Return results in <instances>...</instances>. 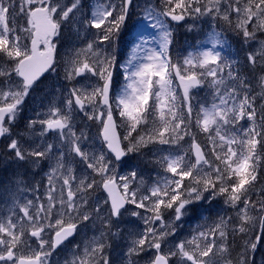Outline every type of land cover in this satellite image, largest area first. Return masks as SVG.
Masks as SVG:
<instances>
[{
    "label": "snow or ice",
    "instance_id": "1",
    "mask_svg": "<svg viewBox=\"0 0 264 264\" xmlns=\"http://www.w3.org/2000/svg\"><path fill=\"white\" fill-rule=\"evenodd\" d=\"M134 7L136 0H95L89 14L84 0H0L3 155L17 169L48 162L43 183L14 172L0 193V264H59L52 258L63 247L71 253L63 264H117L119 239L127 241L120 264L148 253L146 264H256L264 240V0H146L141 17L155 30V46L136 43L120 63L116 47ZM204 18L206 41L173 58L174 24L192 31L187 20ZM221 23L247 46L243 63L222 55ZM65 33L64 79L76 83L62 103L41 98L43 110L14 135L26 98L44 73L57 71ZM78 112L99 125V146L77 130ZM144 149L160 169L156 178L120 175L124 158ZM218 198L234 217L217 214L165 250L178 222L205 204L210 212ZM126 215L134 219L125 232ZM257 222L262 232L252 239ZM89 226L92 236L85 231L78 241ZM237 238L243 243L233 256Z\"/></svg>",
    "mask_w": 264,
    "mask_h": 264
},
{
    "label": "rangeland",
    "instance_id": "2",
    "mask_svg": "<svg viewBox=\"0 0 264 264\" xmlns=\"http://www.w3.org/2000/svg\"><path fill=\"white\" fill-rule=\"evenodd\" d=\"M84 2L88 5L87 11L91 12V6L95 3V0H84ZM118 2V0H117ZM148 2L156 3L155 0H148ZM146 0H136V4L139 7H134L132 10V14L126 21V27L122 30L121 36L118 40L116 47V55L120 61V63H124L127 57L130 54V49L141 41H146L145 47L151 48L154 47L153 39L155 30L151 27H147V22L144 21L141 17V9L144 7ZM187 24H195L196 26L192 31H188L185 24L182 23L179 26H174L175 33L177 35V47L179 49L172 56L175 58L177 55L184 53L186 50H191L193 45H201L202 42H205L207 39V34L211 30V22L210 18H204L200 20L193 21L192 19L187 20ZM226 25L223 23L220 24L218 29H224ZM233 39L238 40L235 33L231 32ZM87 41H84L86 43ZM72 43L76 47L82 46L81 42L75 40L73 38ZM58 44V56H57V71L55 73L49 72L47 76L39 82V87L36 91H34L30 97L26 98V103L23 105V110L17 118L16 123L12 126V132L14 135H18L20 133H25V125L27 123L28 118H35V114L37 111H42V106L40 104V99L48 96L49 99H55L57 102H63V99L67 96L68 89H70L73 83H69L64 79V60L67 58L66 53L69 49V42L67 38V33H65L64 38L57 41ZM206 46L211 47V44H207ZM176 47V49H177ZM244 50H248L247 46L243 45ZM219 50V49H218ZM247 52V51H246ZM235 54V52H234ZM222 55L231 56L228 46H226L222 50ZM238 56L235 57L237 60ZM79 80V78H77ZM83 83V81H80ZM199 96L201 99L207 98L209 101L211 97L208 96L207 90H198ZM50 94V95H49ZM47 103V101H45ZM78 111V110H77ZM91 111V109H89ZM117 121L119 122V118L117 117ZM76 128L79 131L83 129L85 133L89 136L88 144H91L95 141L96 145H100V140L97 139L99 133V125L87 121L86 118H83V114L79 113L76 116ZM121 137L126 134V130L123 127L118 128ZM198 139L201 143H206V138L202 135L198 136ZM48 142H55V138L53 135H49L47 137ZM8 141L3 138L0 142V154H4L6 152V144ZM127 142H125V145ZM67 150V149H65ZM4 156V155H3ZM5 157V156H4ZM152 153L148 149L142 150V153H132L127 156L125 161V165L122 167H118L117 171L120 175H126L128 172L135 170L137 171L145 181L151 183L153 179L156 178V173L160 171V169L154 165ZM4 164L0 168V193L3 192L5 187L9 186V181L13 179V173L19 172L21 176L24 178L26 183L35 185L37 182H44L45 173L48 171V162H42L41 166L36 169H32L30 167H24L17 169L15 165L9 163L6 167V171H4V166L7 163V158H4ZM264 182V180L262 181ZM43 191V190H41ZM104 195V194H103ZM25 198H32V193L26 192L24 193ZM0 207H3L2 203H0ZM204 208H207V205H204ZM202 208L198 214H189L185 216L181 222H178L179 226L177 227V233L175 237H170V243L166 246H171V242H178L181 239L190 238L193 234L194 230H196L200 225L205 224V222L210 223L212 220L216 219L217 214L225 215V216H235V213L232 212L231 209L226 208L223 205L221 199H217L214 203L212 210L205 211ZM130 218L127 215L124 218V223H122L121 228L125 230L131 229L133 227L128 221ZM135 224L140 228H143L142 223L139 220L135 221ZM259 222L256 223L254 227H251V230L248 233V236L252 239L253 234H257V230L259 229ZM257 229V230H256ZM87 231L88 237H91L93 232L91 230V226H89V230H81V235L77 236V240H81L84 232ZM119 245V250L116 253H112L113 257L116 258L117 264H120V256L124 250H126V239H119L116 241ZM243 241L241 240V244ZM258 250V249H257ZM111 252V249H109ZM263 251H256L254 253V259L256 264H264V255ZM151 253L147 255L142 254L140 258H138V264H146ZM71 258V253L69 251V247H63L58 251L57 255H55L52 259L53 261L59 260V264H63L65 258ZM172 264H175V260H173Z\"/></svg>",
    "mask_w": 264,
    "mask_h": 264
},
{
    "label": "trees",
    "instance_id": "3",
    "mask_svg": "<svg viewBox=\"0 0 264 264\" xmlns=\"http://www.w3.org/2000/svg\"><path fill=\"white\" fill-rule=\"evenodd\" d=\"M224 32V36L227 35L230 37V41H231V45L236 46V51H235V57L238 56L237 60H239L241 63H243L244 58H245V54H246V50H244L243 45L241 43L240 38L238 40H233L231 38V31L228 30L227 28L223 29ZM227 39V38H226ZM255 86V85H254ZM264 180V170H262L261 172V181ZM257 230V229H256ZM262 229L261 226H259V229L257 230V234H261ZM255 233L253 234L254 237ZM231 239V238H230ZM239 245H241V240L239 238H237L235 240V243L233 245L235 251H233V256L236 255V253L239 251ZM258 250L259 251H263L264 253V240H262L259 244H258ZM257 250V251H258ZM264 255V254H263Z\"/></svg>",
    "mask_w": 264,
    "mask_h": 264
},
{
    "label": "water",
    "instance_id": "4",
    "mask_svg": "<svg viewBox=\"0 0 264 264\" xmlns=\"http://www.w3.org/2000/svg\"><path fill=\"white\" fill-rule=\"evenodd\" d=\"M45 74H46V73H44V74L42 75V77H43ZM42 77H41V78H42ZM41 78H40V79H41Z\"/></svg>",
    "mask_w": 264,
    "mask_h": 264
}]
</instances>
